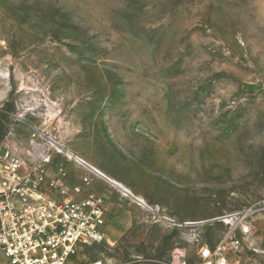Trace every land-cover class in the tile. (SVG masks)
<instances>
[{"label":"rangeland","instance_id":"obj_1","mask_svg":"<svg viewBox=\"0 0 264 264\" xmlns=\"http://www.w3.org/2000/svg\"><path fill=\"white\" fill-rule=\"evenodd\" d=\"M36 129L152 208L99 182L116 235L81 260L200 264L250 222L264 264V0H0V146Z\"/></svg>","mask_w":264,"mask_h":264},{"label":"built area","instance_id":"obj_2","mask_svg":"<svg viewBox=\"0 0 264 264\" xmlns=\"http://www.w3.org/2000/svg\"><path fill=\"white\" fill-rule=\"evenodd\" d=\"M30 140L25 154L0 146V264H110L80 258L86 248L107 242L105 201L95 192L78 198L82 187L69 186L65 164L84 172V188L96 181L116 187L49 130L36 129ZM251 228L250 222L231 227L215 247L202 248L200 264H240L237 232L245 237Z\"/></svg>","mask_w":264,"mask_h":264},{"label":"crops","instance_id":"obj_3","mask_svg":"<svg viewBox=\"0 0 264 264\" xmlns=\"http://www.w3.org/2000/svg\"><path fill=\"white\" fill-rule=\"evenodd\" d=\"M60 160H63V159L60 158ZM65 167H66V170H67V173H68L67 164H65ZM82 174H83V172H82ZM109 178H110V176H109ZM110 179H112V178H110ZM112 180H114V179H112ZM114 181H116V180H114ZM99 182H103V181H96L92 185L91 188H84L82 181H80L78 183L73 178V176L70 173H68V177H67V183L70 184V187L71 188H74V187H82V193L77 196L78 198L85 197L87 195V193H89V192H95V193L103 196L104 201H105L104 209H105V218H106V225H105L106 238H107V235H108V237H110L111 239H113V237H115V235H116V231L114 229H111V228H109L108 231H106V226H107V223H108L109 219L111 218V216H114V213H121V212H119L120 211V205H118L117 202H116L118 199L121 200V198L117 195V194H119L118 191L113 190V189H111V190H104L103 192H100L99 193V191H98L99 188H100ZM116 182H118V181H116ZM122 185L124 186V184H122ZM124 187H126V186H124ZM127 189L129 191H131L129 188H127ZM133 195L136 196L135 194H133ZM129 198H131L132 200H134V202L136 204H138L139 206H141L139 203H137V200L135 198H132V197H129ZM136 198H138V196H136ZM127 206L130 207L129 210L132 211V216H133V212L137 209V207H135V205H132V204H127Z\"/></svg>","mask_w":264,"mask_h":264},{"label":"bare ground","instance_id":"obj_4","mask_svg":"<svg viewBox=\"0 0 264 264\" xmlns=\"http://www.w3.org/2000/svg\"><path fill=\"white\" fill-rule=\"evenodd\" d=\"M109 178V177H108ZM110 179V178H109ZM111 181H112V184L116 187V188H118L122 193H123V195H125L126 197H132V198H135L136 200H137V203H139L142 207H144V208H150V206L146 203V201L142 198V197H138V198H136V196H134L133 194H132V192L131 191H129L126 187H124L121 183H119V182H116V181H114V180H112V179H110ZM148 208V209H149ZM150 210V209H149ZM226 223H230V220H226Z\"/></svg>","mask_w":264,"mask_h":264}]
</instances>
